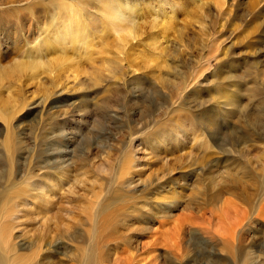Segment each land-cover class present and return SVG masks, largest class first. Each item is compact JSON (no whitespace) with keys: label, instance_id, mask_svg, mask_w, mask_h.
Masks as SVG:
<instances>
[{"label":"rangeland","instance_id":"rangeland-1","mask_svg":"<svg viewBox=\"0 0 264 264\" xmlns=\"http://www.w3.org/2000/svg\"><path fill=\"white\" fill-rule=\"evenodd\" d=\"M112 1L0 0V71L79 49L2 80L0 264H216L175 234L187 213L264 202V0Z\"/></svg>","mask_w":264,"mask_h":264},{"label":"bare ground","instance_id":"bare-ground-1","mask_svg":"<svg viewBox=\"0 0 264 264\" xmlns=\"http://www.w3.org/2000/svg\"><path fill=\"white\" fill-rule=\"evenodd\" d=\"M114 1H116V0H114ZM110 2H113V1L107 0V3H110ZM64 5L65 4H62V6L60 5V7H63ZM67 5H69V4H66L64 6V8H66V10L67 9L71 10L72 6H68L71 8V9H69V8H67ZM64 8H62V9H64ZM62 9H60V11ZM62 11H64V10H62ZM75 11L77 12V10H75ZM105 11H107V10H105ZM59 12H56V13L59 14ZM122 12L123 11L120 7H117V9L114 10V13H113V11L109 12L108 14L110 16L111 23L115 20H116V23H117V20H123L125 15ZM127 14H126V18L128 17ZM66 15H67V13H66ZM74 15L77 18V13L72 14V12L70 13V11H69V14L66 17L71 18L72 22H74L73 20L75 18H72V17H74ZM130 16H129V19H132L133 17H130ZM133 16H134V14H133ZM129 19L127 20V22L129 21V23H131L132 20L130 22ZM65 22H67V21H65ZM69 22H70V19H69ZM77 23L80 24V22H77ZM112 25H114V24H112ZM76 26H78V25H76ZM64 28H66L65 25L56 26V28H54V30L52 31L53 33H51L49 36L53 37V35L59 33ZM116 28L118 29L119 26H117ZM79 34H80V36L83 35V34L81 35V33H79ZM54 38H55V36H54ZM81 38H82L81 42L78 44H80V46L83 45V47L86 48L90 42V39L88 37H85V40L83 39V37H81ZM63 40L65 41V39H63ZM46 42H47V40H46ZM65 42H63L58 47L53 48V49L51 48L50 45H48V43L45 44V46L43 45V48L46 49V52L44 50V52H45L44 54L42 53V49L37 48V46L35 48H33L31 46V47L26 48L25 50H20L19 52H17V56L11 62L10 68H7L5 70L0 71V94H1V90H2L1 87L3 86V84H5L2 82L3 79H5L6 82L9 81L6 83L7 85L5 84L6 85L5 89H8L7 93L10 94V90L12 88V85H11L12 82L10 79L12 77L16 76V77L20 78V76L23 74H28L29 76H33L40 69L43 62L46 63L45 64L46 66H43V67L48 68L47 70H49V68L50 69H52V68L56 69L58 67L56 69L58 71V69L64 68V67H61V65L64 64L65 62H68L67 60L69 58H71V61H72V58L74 57V56L71 57V55H69L68 51H71L73 54H76L79 50L76 47L77 44L70 45L71 47L69 48V46H67V43H65ZM74 43H76V42H74ZM70 44H71V42H70ZM48 56H51V57H48ZM67 65H68V63H67ZM39 71L42 72V70H39ZM1 96L2 95H0V100L2 98ZM6 96H7V94H6ZM0 110L2 111V109H0ZM203 144H205V143H203ZM254 199H256V198H254ZM221 203H222V205H220V206H217V203L205 204L204 206H202L200 208V211L197 214H195V213L192 214V212H189V214L187 213V215H186L187 219H185V221L180 223V225L177 228V231L175 230V232H176L175 234L178 235V233H180L182 235L184 234V236H185V234H187L190 238V241H192L197 247L199 246L203 252L208 253V254L211 253V256L213 257L212 260H214L216 264H264V262L261 261V259H258L259 258L258 255H255V253L250 249V247L254 246V242L253 243L251 242V235H250V231H252L253 234L255 233L253 230L255 228L254 224L255 223H257V225L259 224L257 226V229L255 228V231L258 230V231H260L259 233H262V232L264 233V228H263V226H264V202H261V199L259 200V198L254 201L253 199H251V197H249L248 200H246L244 202V204H239L237 201H235L231 198L224 199V201H222ZM166 205H168V204H166ZM167 207H165V208L167 209ZM164 211H165V209H164ZM226 219H228V221ZM1 233H2V231H1ZM178 237H179V235H178ZM175 238L176 237L174 235L173 239H175ZM260 240H262V239H260ZM173 242H174L173 243L174 246L176 245L177 250H179V246H180L181 241L178 240L175 242V240H174ZM143 246H145V245H143ZM186 246H188V245H186ZM255 249H257V248H255ZM172 250H174V249H172ZM125 252H126L125 249H122L119 252V256L117 258L116 264H133L130 260L128 261L126 259L123 261V260L119 259L122 256V254L124 255ZM92 255H94V253L93 254L90 253L89 256H92ZM204 255L207 256L206 254H204ZM249 257L252 258L253 262H252V260L247 262ZM97 259L99 260V258H97V256L89 257L86 264H98L99 262H97L98 261ZM118 259H119V261H118ZM255 259H257V260L255 261Z\"/></svg>","mask_w":264,"mask_h":264}]
</instances>
